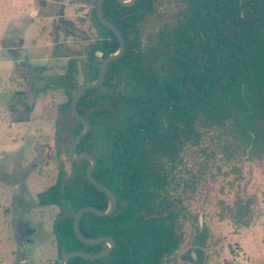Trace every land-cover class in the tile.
Returning a JSON list of instances; mask_svg holds the SVG:
<instances>
[{
  "label": "trees",
  "instance_id": "16d2710c",
  "mask_svg": "<svg viewBox=\"0 0 264 264\" xmlns=\"http://www.w3.org/2000/svg\"><path fill=\"white\" fill-rule=\"evenodd\" d=\"M77 1L96 34L81 65L87 83L97 79L102 60L118 50L119 41L98 18L99 0ZM175 1L177 10L168 13L157 0L103 2V15L122 33L125 51L108 65L103 82L77 102L91 129L75 153L96 158L94 179L117 197L110 216L84 212L80 230L87 238L112 237L115 246L106 257H73L66 264H162L176 252L183 238L181 212L170 193L174 170L185 148L199 145L209 132L225 128L245 157L264 156V0ZM46 70L41 67L30 85L37 97H64L56 107L55 138L65 159L55 183L36 200L58 208L52 233L59 264L67 252L108 247L80 241L73 218L88 205L105 211L109 200L87 180L90 162L67 156L84 129L70 108L80 85L73 64L60 73ZM11 108L30 111L27 102ZM251 206L249 199L238 200L230 217L248 225Z\"/></svg>",
  "mask_w": 264,
  "mask_h": 264
},
{
  "label": "rangeland",
  "instance_id": "374dc122",
  "mask_svg": "<svg viewBox=\"0 0 264 264\" xmlns=\"http://www.w3.org/2000/svg\"><path fill=\"white\" fill-rule=\"evenodd\" d=\"M157 5L177 10L175 0ZM82 6L77 0H0V264H56L57 254L50 257L58 208L39 205L36 195L55 183L65 159L55 138L56 107L64 97H37L30 82L41 67L60 73L72 63L82 84L81 65L96 36ZM23 102L29 112L11 108ZM237 146L221 128L182 152L170 193L183 240L162 264H264V156L250 159ZM248 199L251 219L236 224L230 211ZM29 224L34 232L27 241Z\"/></svg>",
  "mask_w": 264,
  "mask_h": 264
},
{
  "label": "water",
  "instance_id": "95a60500",
  "mask_svg": "<svg viewBox=\"0 0 264 264\" xmlns=\"http://www.w3.org/2000/svg\"><path fill=\"white\" fill-rule=\"evenodd\" d=\"M135 1L136 0H117L118 3H120L121 5H124V6H132L135 3ZM103 2H104V0L98 1V5H97L98 18L102 24L108 26L113 31V33L115 34V36L117 37V39L119 41V48L115 53L109 55L108 57H106L102 60L100 67H99L98 77L95 81L82 83V84L78 85L76 87L74 93H73L71 103H70L71 112H72L73 117H75L77 120H79L80 122H82L84 124V129L80 133H78L74 137V139L71 141V143L69 144L68 149H67V156L72 161L88 160L90 162V165H89L87 172H86L87 180L98 191L104 193L108 197V200H109L108 208L105 211H100V210H98L92 206H89V205L80 208L76 212V214L74 215V218H73L74 232H75L77 238L87 245H98V244L105 243V244H107L108 247L105 250L99 251L96 253H89V252H84V251H80V250H73V251L67 252L61 257V259L59 260V264H66L68 259L73 258V257H80V258H83L85 260H97V259L108 256L115 246V240L112 237L102 236V237H98V238H87L82 234V232L80 230V219H81L84 212L89 211V212H92V213L96 214L97 216H101V217L110 216L114 213V211L116 209L117 197H116L115 193L110 189V187H108L107 185H104V184H102V183H100L94 179L93 170L97 164L96 158L91 153H84L81 155H76V153H75L78 144L83 139V137L88 134V132L91 129L90 122L86 118L79 115V113L77 111V102H78L80 96L86 90L95 88L103 82L105 71H106V68L108 67V65L111 62L119 59L125 51V40H124L122 33L114 24L107 21L103 15ZM192 258L195 259V256L192 255Z\"/></svg>",
  "mask_w": 264,
  "mask_h": 264
},
{
  "label": "crops",
  "instance_id": "0c3cea01",
  "mask_svg": "<svg viewBox=\"0 0 264 264\" xmlns=\"http://www.w3.org/2000/svg\"><path fill=\"white\" fill-rule=\"evenodd\" d=\"M25 232L28 235V240L27 241H29L30 240V237H31V234L34 232L33 226H31L30 224L29 225H26ZM56 254H57V251H56V253L52 257H50V259L53 258L54 256H56Z\"/></svg>",
  "mask_w": 264,
  "mask_h": 264
}]
</instances>
